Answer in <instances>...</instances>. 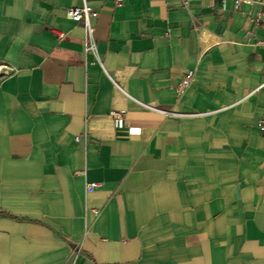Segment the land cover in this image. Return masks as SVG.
I'll return each instance as SVG.
<instances>
[{
  "label": "crops",
  "instance_id": "obj_1",
  "mask_svg": "<svg viewBox=\"0 0 264 264\" xmlns=\"http://www.w3.org/2000/svg\"><path fill=\"white\" fill-rule=\"evenodd\" d=\"M85 3L0 0V264H264L259 7Z\"/></svg>",
  "mask_w": 264,
  "mask_h": 264
},
{
  "label": "built area",
  "instance_id": "obj_2",
  "mask_svg": "<svg viewBox=\"0 0 264 264\" xmlns=\"http://www.w3.org/2000/svg\"><path fill=\"white\" fill-rule=\"evenodd\" d=\"M235 7H239L244 3L248 4H256L259 7V10L256 14V22L260 24V26L264 29V0H231ZM83 5L81 8H69L66 10L67 17L74 21L75 23H82L84 28V34L87 40L86 51L93 52L94 47L92 43V34L94 28L91 24V21L98 17V13L92 10L90 7L87 6L85 0H82ZM116 6H120L123 3V0H114ZM186 4V2H184ZM194 77V72L189 71L187 72L185 78L181 82L182 87H186L189 85L191 80ZM264 86V81L261 84V87ZM113 119L114 128L119 129L123 126V117L120 113H112L111 114ZM260 130L264 131V127L260 126ZM98 187L97 183H90L87 184L85 189L87 192L94 190Z\"/></svg>",
  "mask_w": 264,
  "mask_h": 264
}]
</instances>
